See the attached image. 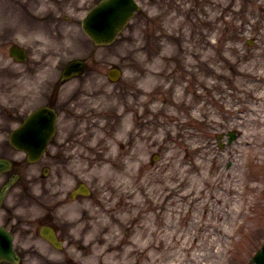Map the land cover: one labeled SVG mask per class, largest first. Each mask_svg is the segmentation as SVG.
Masks as SVG:
<instances>
[{
  "label": "rangeland",
  "instance_id": "rangeland-1",
  "mask_svg": "<svg viewBox=\"0 0 264 264\" xmlns=\"http://www.w3.org/2000/svg\"><path fill=\"white\" fill-rule=\"evenodd\" d=\"M36 1L37 10L35 0H0V69L20 68L22 94L34 96L65 62L86 58L85 76L72 90L85 97L102 86L100 103L91 104L102 127L82 122L77 133L86 139L85 157L68 159L67 170L70 185L83 180L94 190L89 219L98 218L102 234L164 242L163 264H244L264 239V104L261 111L256 104L259 94L264 99V14H244L239 0H138L140 13L116 42L97 48L80 22L98 0ZM12 43L28 48L25 65L8 57ZM113 64L123 70L118 86L106 82ZM6 75L0 70L3 80ZM122 90L141 105L133 109L131 129H107ZM230 129L241 136L218 147L215 137ZM200 173L198 189L180 183ZM211 174L221 182L210 181ZM227 175L238 178L236 193L225 187ZM25 198L24 212L31 208ZM154 244L150 251L160 250ZM94 249L95 243L79 262L95 264Z\"/></svg>",
  "mask_w": 264,
  "mask_h": 264
},
{
  "label": "flooded vegetation",
  "instance_id": "flooded-vegetation-1",
  "mask_svg": "<svg viewBox=\"0 0 264 264\" xmlns=\"http://www.w3.org/2000/svg\"><path fill=\"white\" fill-rule=\"evenodd\" d=\"M255 1L256 5L253 3ZM260 2L264 0H239L240 10L244 14H254L262 9ZM248 8H254V11L251 12ZM7 72V78L11 80L14 76L18 83H15L17 93L14 100L11 97L5 100L4 104L0 103V159L11 163L10 169L0 174V189L8 180L16 176L18 178L8 190L9 202L1 205L0 227L12 235L15 242L13 248L16 252H21L22 244L18 240L31 237L32 264H65L70 262V250L78 252L84 250L87 228L101 229L98 218L89 219L93 207L89 200L93 196L89 199L80 195L72 197L80 181H75L71 186L72 182L67 170L68 159L79 160L85 157L86 139L82 136V132L77 133L78 130L83 129L82 122L84 128H97L98 124L95 122L97 115L85 109L92 102L91 97H82L81 91L77 89L70 92L74 88L72 86L68 89L70 81L58 77L54 81L45 82L36 96L40 101H36L35 98L30 100L22 97V70L19 68L14 75L12 71L7 70ZM5 81V84H0V98L4 94V99L7 97V86L12 89V84ZM126 96L122 94L120 104L132 106V93L130 101H125ZM24 105L26 111H23ZM39 108H45L56 114L55 133L49 138L39 160L31 164L25 154L11 147L9 138L11 132L20 129L26 117ZM128 115L129 110L112 115L107 118L106 125L110 129H114L117 125L122 128L127 125L125 120ZM79 148L83 151L81 153L79 150L77 154ZM23 195L26 196L25 200L31 207L27 210L31 211L30 214L27 212L28 220H22L20 215ZM70 204L76 205L77 209L71 211ZM48 231H52L54 235V244L42 237V234ZM124 236L128 239L134 237L128 234ZM101 237L105 239L98 241L96 264H152L148 256L149 248L137 249L131 240H119L116 234H103ZM125 243L127 244L124 245ZM128 249L127 254H124L123 250ZM18 256L21 257V253ZM249 262L250 260L244 264ZM153 264H156V261Z\"/></svg>",
  "mask_w": 264,
  "mask_h": 264
},
{
  "label": "water",
  "instance_id": "water-1",
  "mask_svg": "<svg viewBox=\"0 0 264 264\" xmlns=\"http://www.w3.org/2000/svg\"><path fill=\"white\" fill-rule=\"evenodd\" d=\"M134 9L135 6L132 0H104L88 14L83 22V29L95 44H109L113 41L115 35L122 30L127 20L132 16ZM17 53H20L21 58L24 59V51L12 47L10 54L16 57ZM76 69L78 70L76 71ZM81 69L82 65L80 62L69 63L65 68V73H67V75H72V72L76 71L78 73ZM31 123H35V121ZM35 131H37V129H34V132ZM28 147L29 146H23V149L27 150ZM262 250L258 259L264 261V247Z\"/></svg>",
  "mask_w": 264,
  "mask_h": 264
},
{
  "label": "bare ground",
  "instance_id": "bare-ground-1",
  "mask_svg": "<svg viewBox=\"0 0 264 264\" xmlns=\"http://www.w3.org/2000/svg\"><path fill=\"white\" fill-rule=\"evenodd\" d=\"M262 100H263V95L259 94L258 97H257V101H256L257 106H260L261 105ZM261 134L263 135L264 132H261ZM259 152H261V154H264V146H263V148ZM257 159H258V157H257ZM192 168H195V166H193ZM212 176H213V174L210 175V181L215 182V183H218V181H219V183L221 182L220 179H219V177H217V179L214 180L212 178ZM204 179H205V174L204 173H200L199 175H197L193 179L192 178H188L187 176H183V178H182V180H181L180 183L181 184H184V183L190 182L192 184V186L194 187V189H198V182H201V181L203 182ZM225 181H226V184H225L226 186L225 187L227 189H229V191H231V193L232 192L233 193H236L235 188L237 186H236L235 182L238 181V178L237 177L230 176V175L229 176L227 175ZM187 196H188V194H183V197L184 198H186ZM216 201L219 203L220 197L216 198ZM201 256L202 255L200 254L199 255V258L200 259H201Z\"/></svg>",
  "mask_w": 264,
  "mask_h": 264
}]
</instances>
